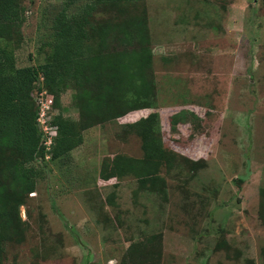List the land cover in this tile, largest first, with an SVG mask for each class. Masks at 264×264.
Segmentation results:
<instances>
[{
	"label": "rangeland",
	"instance_id": "obj_1",
	"mask_svg": "<svg viewBox=\"0 0 264 264\" xmlns=\"http://www.w3.org/2000/svg\"><path fill=\"white\" fill-rule=\"evenodd\" d=\"M93 1L23 0L21 33L0 38V47L17 67L44 64L56 17ZM130 8L150 33L152 107L96 124L71 153L29 164L35 189L19 206L22 237L5 242L4 264H264L263 0H141ZM113 17L103 7L95 20ZM75 92L64 86L57 107L46 90L32 94L34 110L50 104L56 133L57 117L80 120ZM153 112L176 155L160 168L165 183L102 179L104 160L144 156L130 124Z\"/></svg>",
	"mask_w": 264,
	"mask_h": 264
},
{
	"label": "trees",
	"instance_id": "obj_2",
	"mask_svg": "<svg viewBox=\"0 0 264 264\" xmlns=\"http://www.w3.org/2000/svg\"><path fill=\"white\" fill-rule=\"evenodd\" d=\"M22 1L0 0V38L12 41L21 33L26 21ZM139 1L94 0L72 16L64 9L54 21L51 52L38 66L17 67L12 53L0 47V264H4L5 242L22 237L18 209L24 196L35 189L36 169L29 164L48 153L51 158L71 153L84 142L83 131L96 124L152 107L155 87L150 33L146 18L131 13L130 8ZM103 7L114 17L97 22L96 14ZM95 36L97 45L91 42ZM93 46H97L96 51ZM70 83L76 90L80 120L57 117L54 123L58 130L47 149L32 94L46 90L57 107L64 86ZM130 126L142 138L144 156L116 155L104 160L101 178L134 174L141 187L165 183L160 168L171 166L176 155L165 148L156 129L157 113ZM6 154L14 157L5 159Z\"/></svg>",
	"mask_w": 264,
	"mask_h": 264
},
{
	"label": "built area",
	"instance_id": "obj_3",
	"mask_svg": "<svg viewBox=\"0 0 264 264\" xmlns=\"http://www.w3.org/2000/svg\"><path fill=\"white\" fill-rule=\"evenodd\" d=\"M51 103V102H49ZM49 103L41 100V105L39 108V117L38 121L41 123L40 127L43 129V133L45 135V144L47 146V149H50L53 144V126L50 124H47V118H46V112L49 109Z\"/></svg>",
	"mask_w": 264,
	"mask_h": 264
}]
</instances>
